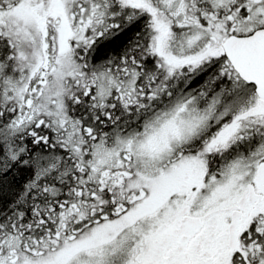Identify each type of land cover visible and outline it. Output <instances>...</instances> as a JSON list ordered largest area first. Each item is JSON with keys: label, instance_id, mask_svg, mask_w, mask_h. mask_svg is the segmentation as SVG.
<instances>
[{"label": "snow or ice", "instance_id": "1", "mask_svg": "<svg viewBox=\"0 0 264 264\" xmlns=\"http://www.w3.org/2000/svg\"><path fill=\"white\" fill-rule=\"evenodd\" d=\"M0 264H264V0H0Z\"/></svg>", "mask_w": 264, "mask_h": 264}]
</instances>
